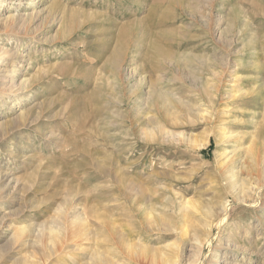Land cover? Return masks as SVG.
Masks as SVG:
<instances>
[{
	"label": "rangeland",
	"instance_id": "374dc122",
	"mask_svg": "<svg viewBox=\"0 0 264 264\" xmlns=\"http://www.w3.org/2000/svg\"><path fill=\"white\" fill-rule=\"evenodd\" d=\"M35 1L0 10L36 13L33 32L12 37L18 46L0 33V48L19 51L16 79L33 98L11 110L5 95L0 124L46 104L18 134L33 142L15 171L22 200L0 203V224L49 225L77 205L94 232L149 249L128 256L99 243L120 264H156L151 250L175 243V264H264V0ZM122 45L117 75L107 59ZM132 72L139 97L154 96L148 107L133 100ZM81 243L87 259L93 241ZM7 244L0 264L14 262Z\"/></svg>",
	"mask_w": 264,
	"mask_h": 264
},
{
	"label": "bare ground",
	"instance_id": "6f19581e",
	"mask_svg": "<svg viewBox=\"0 0 264 264\" xmlns=\"http://www.w3.org/2000/svg\"><path fill=\"white\" fill-rule=\"evenodd\" d=\"M6 1L7 0H0V10L4 6L3 4ZM30 2H31V5H34V6L38 4L36 3L35 0H30ZM164 3H165V0H155L154 5H157V4L163 5ZM175 4L171 2V5L174 6ZM50 9H51L50 10L51 15H53L56 11L52 10V8ZM50 11H49V14H50ZM35 20H36V13L34 11L31 13H26L24 15H21V14L18 15L17 13L13 14L9 12L6 14L5 17H0V33L3 35L5 34V37H9L8 41L10 42L12 46L13 45L18 46L19 44L18 38H12V37H23L24 36L23 39H26V34H29V32L32 31V26L34 25ZM123 31H124L123 32L124 34L128 33L129 28L125 27L123 28ZM120 39L122 38L120 37L119 40ZM160 46L159 48H161ZM155 48L157 49L158 47H155ZM162 49H159V50L162 51ZM126 52L127 51L125 47H123L122 45L121 47L119 46V48L116 49V52L112 53L111 57L109 58L107 57L108 58L107 60H109L111 70L112 69L116 70L117 75L120 74V72H124V69L122 66H124L123 64L125 63L124 56ZM156 52H159V51H156ZM161 54L163 55L162 52L159 55ZM20 57L21 56L19 54V51L0 48V59L4 58L3 61H0V66L3 65V67L5 68V70H0V73H1L0 74V95H1L0 99L2 100L1 107H4L7 104L8 100H6L7 99L6 97H4L5 95H7L8 99L12 100L11 108H10L11 110H15V107H25V104L27 105L33 104V98L31 97L29 93H27V90L29 89L28 80L26 81L25 79L24 80L16 79V75L19 73V71L17 70L18 68L17 69L15 68L18 66V65L17 66L15 65V62H17L18 60H21ZM9 61L11 62L10 64L8 63ZM9 66H12V67L15 66L14 67L15 69H7V67ZM205 66L207 68H210L206 64V65H201L202 69H206ZM99 70L102 71L101 69ZM43 71H41L40 74ZM106 71L107 70H105V73L108 72ZM38 73L39 72H37L36 74ZM99 74H102V73H99ZM133 78H134V74L132 72V74L129 76V79L127 80H129V85L131 88L130 93H132V95L134 96L133 98L134 102L136 103V101L140 100L141 102H143V104L141 105L142 107H148V104L152 100H154L153 94L149 93L147 96L139 97L138 93L141 91V90L139 91V87L141 88V86H138L136 83L131 84ZM43 105H45V109H46V104H43ZM43 105L40 106L39 104H35L32 107L30 106L31 108L29 110L26 109L27 111L25 113L20 112L21 114L19 113L20 115L18 114V116L15 117V119L13 118L14 120L10 119L11 121L2 122L0 124V152L4 156L3 157L4 161L2 162L0 160V203L6 202L8 204L14 205V203H17L18 200H22V198L19 199V193H18L20 180L19 178L15 177V171L19 169V162L27 158L24 156L25 154L24 155L20 154L19 150L24 149L25 146L27 147L26 149L28 150L30 148V144H32L33 142L30 143V140L32 137L31 138L24 137L22 139L20 138V135L18 136V134L21 128L32 126V123L35 121V117L38 114H40V112L42 111ZM49 105L50 104H48L47 106ZM160 131L162 134L169 135V133L162 128H160ZM144 132L146 134L148 132V129L147 130L144 129ZM18 137L22 140L19 141ZM231 171H232V177H235L234 167H232ZM226 209H227V205L223 206V209H222V211L224 210L222 213V216L224 215L223 219H225L227 216V214L225 215L227 211ZM79 210H80L79 207L76 205L73 207L74 213L72 214L63 213V215L60 217V219L57 222L54 221L49 225L44 224V223H35V221L32 218H30V220L25 221L24 224L21 226H14V225L6 226L4 224H5V221L9 219V217L3 216L1 220V224H0V227L1 225H3V227L0 228V241L6 238L7 243H8L7 250H3V251L5 252L7 256L11 257V259H14V262L11 261L12 264H69L68 262L70 261V258L73 256H76V258H79V261L77 262V264H120L117 261H115L114 259L115 256L113 258L109 256L108 254L102 253L100 252V250H98L99 243L101 242L108 243L110 244L109 246H111L112 244V246H114L113 251H117L118 252L117 254H124V253L127 254L128 253V256H130L129 254H131L130 252L132 250L131 246H134L137 248L136 250L139 252L137 253V255H140V256L147 255L149 249H147L142 244L132 245L129 242H127L126 238H124L123 236L116 235L114 236L115 237L114 238L113 236H108L105 232H102V233L94 232L91 228V225L86 219L87 216H85V214L83 212H80ZM26 212H27V209L25 208L21 209L22 215H25ZM5 228L7 229L4 230ZM87 240L93 241V244H92L93 246L89 247L90 248L89 257L87 259L85 258L81 259L83 257L81 254H83L82 251L84 249L83 248L84 246L82 245L81 242L83 241L86 242ZM124 247H126V250H124L125 252H123L122 250V248L124 249ZM180 248H181L180 245L175 243L173 247H169V249H164V250L161 248L152 249L151 250L152 252L151 262L158 263V261H163L166 263L175 264L176 261L174 260H177L179 258ZM85 252H86V249H85ZM87 254H86V257H87ZM117 258H120L119 255H117ZM138 260H139V257H138ZM128 264H131V261Z\"/></svg>",
	"mask_w": 264,
	"mask_h": 264
}]
</instances>
